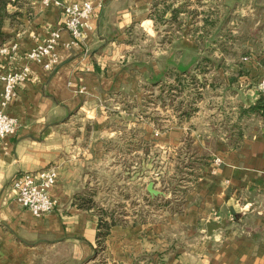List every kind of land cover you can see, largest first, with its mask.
<instances>
[{"label": "crops", "instance_id": "crops-1", "mask_svg": "<svg viewBox=\"0 0 264 264\" xmlns=\"http://www.w3.org/2000/svg\"><path fill=\"white\" fill-rule=\"evenodd\" d=\"M93 3L91 27L77 43L64 30L60 61L47 70L26 52L62 24V8L0 0V76L31 67L5 107L16 130L0 138V264H264V116L248 109L264 94V0ZM136 29L156 41L149 58L127 56L139 47ZM187 70L196 81L183 89ZM175 87L186 95L158 99ZM3 89L0 79V99ZM159 161L173 184L149 193L165 199L161 218L109 224L99 254V216L81 193L117 182L123 197ZM48 166L58 168V205L37 216L16 200L12 179ZM179 167L188 179L177 185ZM150 177L146 186L163 190ZM222 219L210 234L208 223Z\"/></svg>", "mask_w": 264, "mask_h": 264}, {"label": "built area", "instance_id": "built-area-1", "mask_svg": "<svg viewBox=\"0 0 264 264\" xmlns=\"http://www.w3.org/2000/svg\"><path fill=\"white\" fill-rule=\"evenodd\" d=\"M43 2L47 5L51 2L59 5L63 12V22L50 31L44 42L29 49L26 56L41 62L45 69L51 70L60 61L57 48L61 42L62 32L67 30L71 35L72 42H79L86 29L91 27L95 6L93 0H43ZM12 47L16 48V43ZM6 49L3 47L1 50ZM30 75L31 67L24 65L0 76L4 82L0 99V138L14 133L16 130L17 119L7 113L5 107L17 95L20 84ZM259 89L264 92V74L260 79ZM220 160V158L216 159L217 162ZM58 173L56 166L16 173L12 179L16 200L37 216L52 212L58 205L57 198L52 194V188L58 180Z\"/></svg>", "mask_w": 264, "mask_h": 264}, {"label": "rangeland", "instance_id": "rangeland-1", "mask_svg": "<svg viewBox=\"0 0 264 264\" xmlns=\"http://www.w3.org/2000/svg\"><path fill=\"white\" fill-rule=\"evenodd\" d=\"M199 9L203 10L202 8H199ZM205 10H206L205 12L206 16L213 18L214 9L212 7H205ZM200 14L204 15V13H200ZM192 15L194 16V18L197 17L195 13H193ZM210 22L211 21L207 20V24H210ZM196 23L197 21L195 19L194 24ZM173 27L174 29L175 28L177 29V24L173 23L172 29ZM136 31L138 32L137 34H135ZM136 31H134L135 36L133 37V39L138 43L139 47H137L138 49L136 51H133L131 48V54H129L128 52L127 56L131 55V57L133 56L137 57L142 52L143 56L147 54L146 56L147 58H149V56L152 54V49L155 47L156 41L150 39L151 34L148 31L141 32L139 31V29L138 30L136 29ZM171 38L172 37H169L168 40H170ZM134 40L131 39L130 40L131 43H133ZM187 77H184V78L188 79ZM186 81L184 82V84L182 83L180 84L183 87V89H185V87L187 89L188 86L191 87L195 83L196 79L194 78L193 81L190 80L191 81L190 83ZM183 89L180 90L175 87L173 90L174 92L171 91V89H169L168 91H165L164 89L163 91L157 92V97L158 99L164 102L166 96L172 95L174 99L176 98V96H179V97L181 95L185 96L186 94H184ZM194 93L196 92L193 91V94ZM145 94L151 95V92L149 91L148 87L146 89ZM144 105L145 107L143 111H149V112L152 111V108H153L152 104L145 103ZM162 107H164V103L162 104ZM164 109L163 108L158 109V113H160L161 110H164ZM161 154H163V152L158 151L157 155H161ZM154 155H155V152L152 153V157H154ZM158 157H159L158 159L161 161V157L160 156ZM143 158H145V160H148L147 159L148 156L143 155ZM160 161L158 163H154L155 165L152 167H149V166L142 167L141 168L142 183L137 184V185L131 184L128 187H126L128 194L123 197L119 198L118 196V194L121 193V190H119V187L117 186V182H115L113 185H108L106 183H102L101 181H97L98 183L97 182L94 183L96 185H93V187L88 188L87 192L83 191L81 193L83 197L87 198L83 200V205L92 207L94 211L97 213V215L99 216L100 242L98 243V246H97L99 250V254L101 250L103 249L102 243H103V239L105 236V230L107 229V227H109V224L118 223L121 221L124 222L125 220L133 219L134 217L133 213L136 214L137 219H140L142 221H148L153 218L154 219L161 218L159 215L160 214L159 212H161L160 211L161 208L165 206V199L164 198L163 199H160V198L152 199L149 196L150 192L147 188L148 186H146L147 180H149L151 171H152V178L150 177V179H154L153 177H155L154 180H156V178H158L157 181L159 180V182L157 183H159V185L161 186V188H163L164 191H166L165 190L166 187L171 184L170 182L171 180L168 174V171L171 168H168L165 162L161 163L162 161L161 162ZM184 173H185V168L179 167L177 171V176L174 177L175 184L180 185L181 184L180 182H182L180 180L188 179V176L187 178H183ZM170 177H172V175H170ZM97 179L102 180V178L95 177V180ZM103 262H104V258L102 256H99V259L95 262V264H102Z\"/></svg>", "mask_w": 264, "mask_h": 264}, {"label": "water", "instance_id": "water-1", "mask_svg": "<svg viewBox=\"0 0 264 264\" xmlns=\"http://www.w3.org/2000/svg\"><path fill=\"white\" fill-rule=\"evenodd\" d=\"M147 188L152 195H159V194L167 195L164 190L158 189L155 187L154 181L149 182ZM226 224H227L226 219H222L220 221H210L208 223V232L211 234L214 230H217V229L225 226Z\"/></svg>", "mask_w": 264, "mask_h": 264}, {"label": "trees", "instance_id": "trees-1", "mask_svg": "<svg viewBox=\"0 0 264 264\" xmlns=\"http://www.w3.org/2000/svg\"><path fill=\"white\" fill-rule=\"evenodd\" d=\"M0 23H1V19H0ZM202 61V60H201ZM186 75L185 76H179L178 75V80H179V84H184V82H188L190 83L191 81L190 80H194V77L193 75L189 72V70H187L186 72ZM188 76V77H187ZM184 77H187L188 79H185ZM248 109L251 110H256L257 112H259L260 114H262L264 116V94H262L258 100L256 101V103L254 105H249L248 106Z\"/></svg>", "mask_w": 264, "mask_h": 264}]
</instances>
